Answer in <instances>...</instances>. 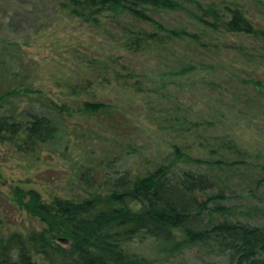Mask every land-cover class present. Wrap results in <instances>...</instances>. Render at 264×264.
<instances>
[{"label":"rangeland","instance_id":"obj_1","mask_svg":"<svg viewBox=\"0 0 264 264\" xmlns=\"http://www.w3.org/2000/svg\"><path fill=\"white\" fill-rule=\"evenodd\" d=\"M236 1L255 25L264 28V0ZM184 7L149 12L166 29L186 34L142 56L129 55L118 47L114 41L117 28L108 27L111 36L96 33L58 14L53 0H0V95L13 91L0 101V110L58 119L60 115L50 105L54 101L65 102L73 111L72 117L62 121L59 136L42 144L38 152L15 153L0 143V222L15 229L34 224L11 199L17 186L35 189L46 202L54 196L83 197L91 191L79 179L84 170L90 171L96 183L123 173L144 174L173 158L171 144L182 151L187 147L190 157L209 159L208 146L215 137L228 135L246 152L241 163L244 175L248 177L251 170L245 163L264 164V50L250 37L206 29L193 17L194 6L185 3ZM140 25L155 29L150 23ZM236 45L245 47L255 59H245ZM119 55L146 76L152 89L149 93L141 96L127 91L111 75L103 80L84 64L85 57ZM184 67L192 68L185 74L176 73ZM88 81L87 93L75 96L70 92L71 87L79 89ZM82 100L110 107L89 116L78 110ZM175 107L191 122V130L181 137L156 124L157 116L168 117ZM183 170L210 176L219 173L183 159L172 167L177 173ZM245 180L231 178V185H241L227 184L234 190L226 203L246 214L254 205L264 207V183L253 198L239 191ZM241 220L262 225L264 215L246 214ZM176 261L227 264L222 258H204L196 250H186Z\"/></svg>","mask_w":264,"mask_h":264},{"label":"trees","instance_id":"obj_2","mask_svg":"<svg viewBox=\"0 0 264 264\" xmlns=\"http://www.w3.org/2000/svg\"><path fill=\"white\" fill-rule=\"evenodd\" d=\"M53 1L58 14L76 19L96 33L111 36L108 27L117 28L114 41L129 55L153 54L174 38H182L185 31L166 29L149 12L184 9L185 3L194 6L193 17L206 29L250 37L264 50V28L255 25L236 0ZM141 23L153 24L155 29L147 30ZM189 36L196 38V34ZM235 47L245 59H255L242 45ZM123 57H85L84 64L103 80L111 75L127 91L141 96L149 93L152 89L146 76L130 68ZM191 68L176 73L185 74ZM90 84L71 87L70 92L75 96L87 93ZM11 93L3 92L0 101ZM50 105L62 120L46 114L0 110V143L15 153L27 154L38 152L42 144L57 138L73 111L65 102L51 101ZM108 107L103 102L82 100L78 110L96 116ZM177 110L172 109L168 117L157 116L156 124L181 137L191 130V122ZM171 146L173 158L144 174L123 173L96 183L90 171L84 170L79 179L91 191L83 197L54 196L46 202L35 189L15 187L13 203L34 224L15 229L0 222V264H177L186 250H196L204 258H222L227 264H264V224L241 220L246 214L264 215V207L254 205L245 214L226 203L234 190L227 184L234 176L245 177V187L239 191L255 198V190L264 183V164L245 163L251 170L248 177L244 175L241 163L246 152L228 135L215 137L208 146L209 159L190 157L187 147L182 151L176 144ZM182 159L219 173L210 176L196 170L172 171Z\"/></svg>","mask_w":264,"mask_h":264},{"label":"water","instance_id":"obj_3","mask_svg":"<svg viewBox=\"0 0 264 264\" xmlns=\"http://www.w3.org/2000/svg\"><path fill=\"white\" fill-rule=\"evenodd\" d=\"M61 241H64V240L61 239Z\"/></svg>","mask_w":264,"mask_h":264}]
</instances>
